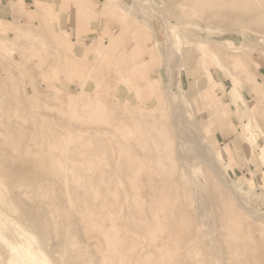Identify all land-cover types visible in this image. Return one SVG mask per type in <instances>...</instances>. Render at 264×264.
I'll return each instance as SVG.
<instances>
[{"label": "rangeland", "instance_id": "374dc122", "mask_svg": "<svg viewBox=\"0 0 264 264\" xmlns=\"http://www.w3.org/2000/svg\"><path fill=\"white\" fill-rule=\"evenodd\" d=\"M35 252L264 264V0H0V264Z\"/></svg>", "mask_w": 264, "mask_h": 264}, {"label": "bare ground", "instance_id": "6f19581e", "mask_svg": "<svg viewBox=\"0 0 264 264\" xmlns=\"http://www.w3.org/2000/svg\"><path fill=\"white\" fill-rule=\"evenodd\" d=\"M24 249V248H23ZM25 249H26V246H25ZM32 250V249H31ZM13 257V256H12ZM35 257H36V260L37 261H35V262H33V258L34 257H32L31 255H28V261H29V263H32V264H49L48 262H47V260L45 259V258H43V257H41L40 256V254L38 253V252H35ZM13 260V259H12ZM13 264H14V262H13Z\"/></svg>", "mask_w": 264, "mask_h": 264}]
</instances>
